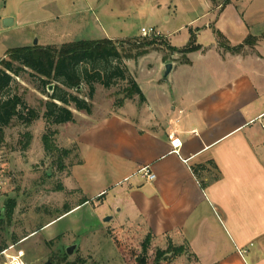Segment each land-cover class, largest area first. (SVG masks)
Wrapping results in <instances>:
<instances>
[{"label":"rangeland","instance_id":"1","mask_svg":"<svg viewBox=\"0 0 264 264\" xmlns=\"http://www.w3.org/2000/svg\"><path fill=\"white\" fill-rule=\"evenodd\" d=\"M5 18L15 21L5 26ZM142 28L153 31L146 38L156 37L159 49L123 63L149 104L166 101L176 78L185 86L210 80L224 59L214 54L219 44L237 47L250 37L241 50L255 49L262 58L255 66L264 72V0H0V59L35 41V46L58 47L105 38L141 39ZM192 38L200 49L181 54ZM168 63L176 68L164 81ZM29 73L14 77L13 93L38 119L31 124L13 120L0 138V264L19 255L24 264H134L145 250L149 264L158 251L169 256L159 264H173L181 253L177 247L147 243L148 235L136 226L121 227L124 213L117 212L120 191L133 179L116 185L121 177L114 159L131 157L132 115L143 114L132 113L127 105L142 102L137 96L126 98L128 84L122 80L107 89L95 85L92 100L82 85L79 94L68 92L89 101L91 113L70 107L74 121L53 125L44 118V103L56 83L49 90ZM103 190L104 196L96 197ZM73 206L78 207L64 214Z\"/></svg>","mask_w":264,"mask_h":264},{"label":"crops","instance_id":"2","mask_svg":"<svg viewBox=\"0 0 264 264\" xmlns=\"http://www.w3.org/2000/svg\"><path fill=\"white\" fill-rule=\"evenodd\" d=\"M245 50L215 48L223 62L201 86L176 78L166 101L127 105L143 115H132L131 157L114 159L116 185L133 179L120 191L121 227L180 248L173 264H264V72Z\"/></svg>","mask_w":264,"mask_h":264},{"label":"trees","instance_id":"3","mask_svg":"<svg viewBox=\"0 0 264 264\" xmlns=\"http://www.w3.org/2000/svg\"><path fill=\"white\" fill-rule=\"evenodd\" d=\"M220 38L224 39L222 36ZM248 37L244 45L249 42ZM157 38H131L120 41L102 39L95 41H77L62 44L61 46H26L11 49L0 60V138L3 129L9 126L13 120L22 124H31L38 119L35 110L26 106L22 98L13 93L14 77H20L25 72H30L32 77L38 78L41 85L47 88L51 84L52 91L48 94V100L44 103V118L53 125H63L74 121V110L91 113L89 101L80 98L82 85L88 89L87 98L92 100L95 85L110 88L116 80L125 81L128 84L127 99L137 96L140 102L145 98L139 86L128 73L123 60H137L151 51H157ZM219 47L225 51L237 53L243 45L230 47L228 44ZM200 49L194 44L193 38L189 45L181 50V54L187 56ZM174 51L173 48H171ZM188 61L186 60L187 63ZM57 83L63 88L57 86ZM68 90H74L72 94ZM44 145H48V138L43 136ZM9 210L13 205H8ZM70 211L67 210L64 214ZM149 236L146 239L149 241ZM178 248L175 251H180ZM1 252V250H0ZM134 257V264H149L146 250ZM166 253L158 251L154 264H159Z\"/></svg>","mask_w":264,"mask_h":264},{"label":"built area","instance_id":"4","mask_svg":"<svg viewBox=\"0 0 264 264\" xmlns=\"http://www.w3.org/2000/svg\"><path fill=\"white\" fill-rule=\"evenodd\" d=\"M152 30H146L144 28H142L140 30V33L142 37H149L152 35ZM171 145L173 146V148H178L179 147V141L177 139H174L171 141ZM140 173L142 174V177L145 178L148 181H153L155 176L154 174L147 168H143L140 170ZM1 174V172H0ZM0 185H1V175H0ZM1 188V187H0ZM10 264H24L23 261L21 260L20 255L19 256H10Z\"/></svg>","mask_w":264,"mask_h":264},{"label":"water","instance_id":"5","mask_svg":"<svg viewBox=\"0 0 264 264\" xmlns=\"http://www.w3.org/2000/svg\"><path fill=\"white\" fill-rule=\"evenodd\" d=\"M9 22H11V19H9V18L4 19L5 26H7ZM36 43H37V41L34 42V46L36 45ZM172 68H173L172 63H168V64L164 65V72H163V80L164 81L167 80ZM48 89L51 90V87L49 86ZM109 220H110V218L107 217V218H105L104 221L108 222ZM72 250H73V247L67 248V250H66L67 254L70 255L72 253ZM164 258H166V257H164ZM46 264H50V263L47 262Z\"/></svg>","mask_w":264,"mask_h":264}]
</instances>
